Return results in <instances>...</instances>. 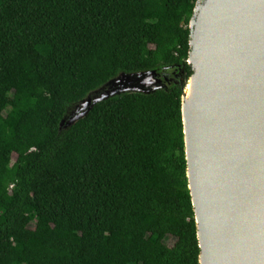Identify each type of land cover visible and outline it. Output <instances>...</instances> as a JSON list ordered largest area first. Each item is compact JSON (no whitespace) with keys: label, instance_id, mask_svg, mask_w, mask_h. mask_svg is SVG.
<instances>
[{"label":"trees","instance_id":"obj_1","mask_svg":"<svg viewBox=\"0 0 264 264\" xmlns=\"http://www.w3.org/2000/svg\"><path fill=\"white\" fill-rule=\"evenodd\" d=\"M195 1L0 0V264H199L181 117ZM140 72L157 86L61 126Z\"/></svg>","mask_w":264,"mask_h":264},{"label":"water","instance_id":"obj_2","mask_svg":"<svg viewBox=\"0 0 264 264\" xmlns=\"http://www.w3.org/2000/svg\"><path fill=\"white\" fill-rule=\"evenodd\" d=\"M220 33L197 78L193 119L183 104L184 89L193 63ZM188 43L192 72L182 88L181 117L198 262L264 264V0H196ZM119 76L152 78L149 72ZM127 90L144 89L136 84L112 90L71 121L97 101Z\"/></svg>","mask_w":264,"mask_h":264},{"label":"rangeland","instance_id":"obj_3","mask_svg":"<svg viewBox=\"0 0 264 264\" xmlns=\"http://www.w3.org/2000/svg\"><path fill=\"white\" fill-rule=\"evenodd\" d=\"M158 83L159 81L155 80L153 77L152 78L149 77L148 79H144L138 82V80L135 79L134 77L132 78V77L119 76L115 78L113 81L109 83H105L99 88L88 93L80 101L72 104L69 110L67 111L66 115L62 119L61 126L65 124H66L65 126H67L68 123H71L73 121V120L71 121V119L75 118L76 116H78V114L84 111L85 108L88 106L89 102H91L94 98H98L99 96L110 93L112 90H119V88L130 86V85H136V84H138L143 89L153 88L154 85H157ZM87 98L88 100H86Z\"/></svg>","mask_w":264,"mask_h":264},{"label":"bare ground","instance_id":"obj_4","mask_svg":"<svg viewBox=\"0 0 264 264\" xmlns=\"http://www.w3.org/2000/svg\"><path fill=\"white\" fill-rule=\"evenodd\" d=\"M228 16H226V19ZM227 20H225L224 26L226 25ZM221 33L216 35L215 37H212L208 44L206 45L204 52L200 59L196 62L193 63L192 68H193V74L189 77L188 83L184 89V98H183V104L184 107L188 106L190 107V111H192L193 119L196 117L197 113V108H196V98H197V89H198V80L197 78L199 77L202 65L204 61L206 60L209 51L213 48L215 42L220 38ZM185 143H186V152H187V157H189L190 153V145H189V139H188V132L186 130V135H185ZM191 173L189 172V176ZM190 186L192 187V180H190ZM192 189V188H191ZM193 191V190H192ZM196 218H198L197 211H195ZM201 233V231H200ZM200 242L202 244V239L200 237ZM201 261H203V255H201Z\"/></svg>","mask_w":264,"mask_h":264}]
</instances>
